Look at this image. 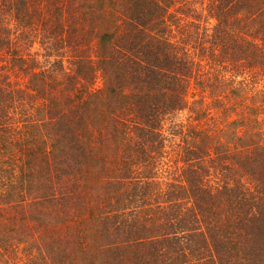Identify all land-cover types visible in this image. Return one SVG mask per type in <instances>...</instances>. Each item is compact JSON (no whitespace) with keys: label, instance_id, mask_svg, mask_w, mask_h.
<instances>
[{"label":"trees","instance_id":"1","mask_svg":"<svg viewBox=\"0 0 264 264\" xmlns=\"http://www.w3.org/2000/svg\"><path fill=\"white\" fill-rule=\"evenodd\" d=\"M264 0H0V264H264Z\"/></svg>","mask_w":264,"mask_h":264},{"label":"rangeland","instance_id":"2","mask_svg":"<svg viewBox=\"0 0 264 264\" xmlns=\"http://www.w3.org/2000/svg\"><path fill=\"white\" fill-rule=\"evenodd\" d=\"M263 83H264V82H263V79H260V80H259V87H260V88L262 87Z\"/></svg>","mask_w":264,"mask_h":264}]
</instances>
